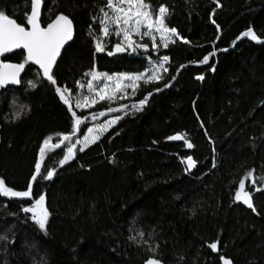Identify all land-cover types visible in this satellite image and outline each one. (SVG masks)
Listing matches in <instances>:
<instances>
[{"label":"trees","instance_id":"16d2710c","mask_svg":"<svg viewBox=\"0 0 264 264\" xmlns=\"http://www.w3.org/2000/svg\"><path fill=\"white\" fill-rule=\"evenodd\" d=\"M145 2L153 13L166 6V24L183 40L173 37L167 48L153 49L142 37L138 42L147 47L115 52L121 43L109 36L102 41L105 51L97 52L104 0H42L41 26L64 14L73 36L53 66L57 85L26 63L17 86L0 88V179L27 190L41 162L30 197L0 196V264H142L147 257L220 264L221 256L232 264H264V42L237 41L249 27L264 41V0H219V7L216 0ZM30 7L31 0H0V11L25 27ZM213 51L207 64L198 63ZM156 56L169 57L163 79H141L135 91L91 108L74 105L92 69L139 72ZM4 58L25 60L21 49ZM57 86L71 90L65 95L72 111L87 118L74 134V117ZM150 92L136 111L133 105ZM120 105L127 107L91 119ZM109 115L122 118L60 166L86 127ZM61 134L71 139L52 149ZM177 134L193 147L168 139ZM188 156L196 161L190 170L182 162ZM52 169V178L44 179ZM241 180L255 211L235 199ZM41 195L46 230L22 210ZM212 242L218 251L208 246Z\"/></svg>","mask_w":264,"mask_h":264},{"label":"snow or ice","instance_id":"6c2138e0","mask_svg":"<svg viewBox=\"0 0 264 264\" xmlns=\"http://www.w3.org/2000/svg\"><path fill=\"white\" fill-rule=\"evenodd\" d=\"M217 7H219V0H216ZM127 5V7H124ZM42 6V0H31V12L26 14V20L29 27H25L16 22V20L10 18L4 11H0V55L4 53L11 52L15 49H22L26 52L24 63L20 64H0V69H9L10 71H0V87L5 86L8 83H20L19 75L20 72L25 68V64L28 62H32L35 65L39 66L40 71L42 72L43 78H46L52 85H57V80L53 76V66L57 61L58 56L60 55L62 47L65 43L72 39L73 27L72 21L64 14H59L56 18L47 25V27H42L40 23V9ZM106 7L111 9L113 15H110L108 11L101 9L103 13V19L99 22L102 25L101 32L103 36L109 35V25H116V34L119 35L123 33L124 39L128 41V45L132 46V33L138 32L140 26L143 24L148 29L155 28L156 32L160 34V40L163 43V47L167 48L169 43H175L176 40L173 37L183 40V37H180L179 33L175 28H169L166 24V17L168 15V9L166 6L161 5L158 9V12L153 14V11L150 8V5L145 2V0H107ZM215 11V10H213ZM214 23V21H213ZM131 25V27H129ZM143 35H150V32H144ZM219 38V37H218ZM242 38H250L253 41L264 42L261 41L257 36L255 31L249 27L246 31L242 32L240 36L237 37V41ZM153 39V47L159 48V45L155 43V37ZM185 43L188 41L184 40ZM236 41H233V45H235ZM141 47H147L146 45H141ZM135 50V49H133ZM226 50V49H225ZM96 51L104 52L105 46L101 40H97L96 42ZM125 51V48L122 47L121 44H117L115 46V52ZM108 55H113V52H108ZM216 52L213 51L208 55H205L202 60L198 61L201 64H207L211 57L215 56ZM169 61L168 56H163L161 58V62L154 65V69L152 74L147 76L144 79V83H150L153 81H159L163 79V76L160 74L159 69H163L164 72H167L168 69L164 67L165 63ZM181 67H185L181 65ZM213 67V71H214ZM179 71V69L177 70ZM91 79L87 82V87L92 90L94 88V81H97L104 76L107 81H111L112 77L107 76V74H99L94 70L90 73ZM144 77V73H138L134 75L122 74L117 77L118 80H131L133 81L131 87L133 91L139 87V81ZM175 79V77H173ZM197 79H203V76H198ZM80 85V82H77ZM28 86L30 88H36L37 84L34 81H29ZM82 86V85H81ZM124 85L122 83L117 84L115 91L109 92L107 83L104 84L103 87H98L93 93V98H91L89 102V97H84V102H77V108H91L94 105L100 103L105 100H113L115 98L116 92H119ZM169 85H165L168 87ZM57 94L59 95L61 101L65 105H69V111L72 112L74 117V126H73V134L76 130L79 129L80 125L84 123V120L87 118H81L76 115L69 103V97L65 95V93H69L71 90L67 87L57 86L55 88ZM155 91H161V89L157 88ZM153 93H148L143 100H140L139 106L133 105L136 111L141 110L143 105L146 104L149 97ZM95 97H98L96 99ZM126 105H120L119 109H114L109 107L105 111H101L98 114L93 113L91 115L92 120H96L97 116H104L107 113L118 112L121 109L126 108ZM20 112L16 113V118H19ZM122 117L119 115L115 116L111 120H105L104 123L95 125L92 128H88V133L90 135H86L83 140V146L79 148V151H84L90 144L97 142L100 139V136L107 132L109 128L115 125ZM98 133V134H97ZM71 139V134L65 135L61 134L60 142L56 144H52L51 148L56 149L61 147V145ZM169 140H183L187 146V148L191 149L193 144L190 143L187 138L183 135L177 134L174 136L168 137ZM51 138L46 139L40 149L41 160L43 156L48 150V146L50 144ZM82 143L81 141H77L75 144H72L67 149V153L59 161V165L63 166L68 161L75 158V149L77 148V144ZM187 164V170H190L195 166L196 161L188 156L185 161ZM41 171V162L38 161L35 166V172L29 181L28 189L24 191L13 190L11 187H7L5 181L0 179V196L12 198H28L31 196L32 185L33 182L36 181L38 175ZM55 173V169L49 170L47 176L44 179H51ZM248 176L251 177L252 173L249 172ZM245 189L244 180L240 181L239 190L236 193L235 199L240 201L242 200L249 208H252L255 211L252 201L251 194ZM257 191L261 189L257 188ZM45 197L43 195L40 196L38 200H35L34 205L32 207L22 209L26 213H32L33 220L39 225L41 230H46L47 220L49 213L47 209L44 207ZM142 235V234H141ZM135 239V237H132ZM213 251H218V242H212L208 245ZM221 260L223 264H231V260L221 256ZM146 264H159L158 260L154 258H150L146 261Z\"/></svg>","mask_w":264,"mask_h":264},{"label":"rangeland","instance_id":"374dc122","mask_svg":"<svg viewBox=\"0 0 264 264\" xmlns=\"http://www.w3.org/2000/svg\"><path fill=\"white\" fill-rule=\"evenodd\" d=\"M106 4H107V0H104V5L102 7V9H104L105 11H108L110 15H113L111 9H108L106 7ZM124 7H127V5H124ZM158 11H156L154 14L157 13ZM103 13L101 11V19H103ZM131 27V25L129 26ZM144 32H150V35H143ZM109 36H112L113 38H117L119 40V42L121 43L122 46H124L125 48H127L130 52H137V49L140 47L141 43H139V39H141L142 37H145L147 39H149L150 43H151V47L153 49H155L153 47V39L152 37H155V43L158 44L159 46H162L163 43L161 42L160 40V34L158 32H156L155 28L153 29H148L146 26H144L143 24L140 26V29L138 32H133L132 33V41L134 42L132 46H129L128 45V41L124 39V36H123V33L117 35L116 34V25H112L110 24L109 25V35L108 36H103L102 32H100V37L98 38V40H101L103 41L104 39L108 38ZM104 38V39H103ZM96 44V42H95ZM135 49V50H133ZM95 50H96V46H95ZM163 56H156V57H152L148 60V64L146 66V68L142 71H139V72H131V73H128V72H114V73H106L104 71H98V70H95V69H92L90 72H89V75H88V78L85 82V85H82V91L80 93H77L76 94V99H74V105H76V103L79 101L81 103L84 102V97H89V102L91 100V98H93V93L94 91L96 90V88L98 87H103L105 83H107L108 85V91L109 92H113L115 91L116 87H117V84H120L122 83L124 86L121 88V90L119 92H116L115 94V97H124L127 93H129L131 90H132V83L133 81L131 80H123V81H120L117 79L118 76L122 75V74H129V75H134V74H138V73H144V77L142 79H146L147 76L151 75L152 74V71L155 70L154 69V65L158 64L161 62V58ZM95 71L96 73H99V74H107V76H111L112 77V80L111 81H107L106 78L104 76H101V78L97 81H94V88L92 90H90L88 87H87V82L88 80L91 79V75L90 73L92 71ZM163 69H159V72L161 74ZM96 99H98V97H95ZM115 116H112V115H109L105 118H103L102 120H100L99 122H96L92 125H89L88 127H86V129L74 140V143L75 144L78 140L81 141L82 143L80 144H77V148H80L83 146V140H84V137L86 135H90L88 133V128H92L94 127L95 125H98V124H102L105 122V120H111L112 118H114ZM98 134V133H97ZM72 145V144H71ZM70 145V146H71ZM249 183L253 184L254 182L251 181V179L248 180ZM246 189V188H245ZM39 198H37L36 200H38ZM35 202V201H34ZM34 202L29 206V207H32L34 205ZM32 214V213H31ZM33 216V214H32Z\"/></svg>","mask_w":264,"mask_h":264},{"label":"water","instance_id":"95a60500","mask_svg":"<svg viewBox=\"0 0 264 264\" xmlns=\"http://www.w3.org/2000/svg\"><path fill=\"white\" fill-rule=\"evenodd\" d=\"M31 12V7H30V11H29V13ZM56 17H54V18H52L50 21H48L44 26H42V27H47V25L49 24V23H51L54 19H55ZM27 27H29V25L27 26ZM72 27H73V24H72ZM72 36H73V34H72ZM70 41V40H69ZM69 41H67L66 43H65V45L69 42ZM64 45V46H65ZM63 46V47H64ZM63 47H62V49H63ZM61 49V50H62ZM15 50H17V49H15ZM15 50H13V51H15ZM22 50V49H21ZM13 51H11V52H7V53H4L3 55H0V64H20V62H16V61H11V60H8V59H5L4 57L6 56V55H8V54H10V53H12ZM23 51V54H24V57L26 56V52L24 51V50H22ZM28 63H30V64H32V65H34L37 69H39V66L38 65H35L34 63H32V62H28ZM40 70V69H39ZM0 71H10L9 69H0ZM21 73H22V71L20 72V75H21ZM20 75H19V77H20ZM18 77V78H19ZM18 84H16V83H8V84H6L5 86H3V87H0V88H4V87H6V86H13V87H15V86H17ZM239 190V189H238ZM237 190V191H238ZM245 191H247L246 189H244ZM237 191H236V193H237ZM239 202H241V203H243V201L242 200H240ZM245 204V203H244ZM245 206L246 207H248L246 204H245ZM150 258H154L155 260H158L159 261V264H164L160 259H158V258H155V257H147L146 259H144V261L142 262V264H146V261H148ZM225 258H227V257H225ZM227 259H229V258H227ZM220 264H223V261L220 259ZM231 264H232V262H231Z\"/></svg>","mask_w":264,"mask_h":264}]
</instances>
